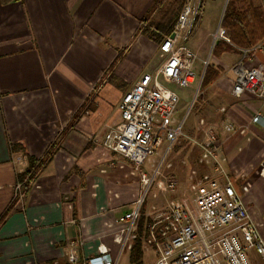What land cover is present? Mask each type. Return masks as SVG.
I'll use <instances>...</instances> for the list:
<instances>
[{
  "label": "crops",
  "instance_id": "0c3cea01",
  "mask_svg": "<svg viewBox=\"0 0 264 264\" xmlns=\"http://www.w3.org/2000/svg\"><path fill=\"white\" fill-rule=\"evenodd\" d=\"M205 1L186 42L197 55L195 71L210 48L209 65L218 71L205 86L206 103L214 105L217 117L215 126L206 123V128L219 137L236 189L242 193V185L250 184L243 198L264 233V124L252 121L256 113L264 117V100L249 92L232 94L240 49L215 48L220 40L210 41L216 31L198 40ZM164 4L166 0H0V264H72L69 254L83 264L104 250L118 256V218L132 210L143 187L140 175L132 173L133 164L104 148L102 139L120 122L125 93L164 63L160 44L168 35L154 27L166 19ZM227 4L225 0L221 26ZM259 4L264 10V0ZM254 47V61L264 64V39L244 49ZM227 121L239 130L225 131ZM197 130L204 137V129ZM33 160L42 164L30 180L26 173ZM193 167H199L198 158ZM178 179V189L162 193L167 200L152 210L187 196V178L185 197L177 196L182 188ZM142 214L139 228L144 218L149 220L142 237L145 255L154 248L147 244L151 215L143 208ZM130 250L123 253L126 264ZM252 257L261 264L258 256Z\"/></svg>",
  "mask_w": 264,
  "mask_h": 264
},
{
  "label": "built area",
  "instance_id": "2783aa9c",
  "mask_svg": "<svg viewBox=\"0 0 264 264\" xmlns=\"http://www.w3.org/2000/svg\"><path fill=\"white\" fill-rule=\"evenodd\" d=\"M204 1L186 2L172 31L174 36L168 35L160 44L163 65L153 73H145L125 93L119 105L120 122L102 139L104 148L133 164L132 173L156 155L166 139L170 144L164 160L173 142L182 134L181 125L174 126L179 96L162 79L181 86L195 82L197 55L186 38L202 12ZM212 38L213 42L229 41L221 24ZM256 48L241 49L242 57L234 66L236 79L232 94L239 97L249 92L264 100V64L254 61L252 54ZM252 121L264 124V117L256 113ZM199 128L204 129V137L192 139L199 151V167L191 168L188 173L187 196L183 200L169 199L163 208H155L150 213L147 244L156 251L155 264H256L252 253L264 264V233L252 219L249 205L243 198V194L250 191V184L242 185L243 194L236 189L226 172V157L221 154L217 133L206 128L204 118L200 119ZM224 129L227 132L239 130L231 121L224 124ZM162 165L163 161L154 167L152 175L141 171L144 193L131 211L118 218L121 225L116 234L120 243L118 256L113 258L104 250L83 264H120L124 251L131 249L138 237L147 191L153 185L163 193L178 189V177L165 175ZM22 187V183L16 186L20 195ZM77 261L74 254H69L70 263Z\"/></svg>",
  "mask_w": 264,
  "mask_h": 264
},
{
  "label": "rangeland",
  "instance_id": "374dc122",
  "mask_svg": "<svg viewBox=\"0 0 264 264\" xmlns=\"http://www.w3.org/2000/svg\"><path fill=\"white\" fill-rule=\"evenodd\" d=\"M259 3L261 0H257ZM225 0H206L203 11V19L197 38L199 41L203 40L204 35L216 31L220 25L221 15L223 12ZM203 42V41H202ZM213 43V38L210 44ZM212 50L210 48L209 56L206 61L201 65L197 64L196 71L198 76L195 79V83L181 86L177 83H168L162 79V82L175 90L179 96V103L174 118L176 123L174 126L181 125L182 134L173 142L171 148L167 152L164 160V155L170 144L168 140H164L163 144L158 150L156 155L151 156L145 161L137 173L140 175L141 171L146 172L148 175H152L154 167H157L161 161H163L162 172L166 174L175 173L182 181V188H180L177 196L179 198L185 197V187L187 173L190 167L196 165L199 151L192 139L201 138L199 131V120L204 118L207 123V127L213 128L216 124L217 117L214 112V105L206 103L208 99V91L203 86L204 76L202 77L203 68L206 66L207 60L209 65L212 57ZM210 58V59H209ZM202 135V133H201ZM171 164L170 167L167 165ZM134 168V166H133ZM144 190L142 191V194ZM163 192L157 189L153 185L145 194L143 209L146 213L152 212V206H159L167 197L164 198ZM187 193V191H186ZM156 194V196H155ZM170 194V193H169ZM169 196V195H168ZM170 196L168 197V199ZM147 219V218H146ZM121 264H126L127 255L123 254ZM157 258V254L154 249L147 250L144 255V264H154Z\"/></svg>",
  "mask_w": 264,
  "mask_h": 264
},
{
  "label": "trees",
  "instance_id": "16d2710c",
  "mask_svg": "<svg viewBox=\"0 0 264 264\" xmlns=\"http://www.w3.org/2000/svg\"><path fill=\"white\" fill-rule=\"evenodd\" d=\"M187 0H166V4L161 9V13L166 19L157 22L154 27L156 33L163 31L165 35H170L174 29L176 21L186 4ZM222 27L226 29L229 42L220 39L215 48L224 45L228 49L250 48L264 39V10L257 0H228L226 10L222 19ZM218 75V71L208 65L203 80L206 86ZM43 161V159H42ZM42 161L33 160L32 165L26 174H30L29 179L33 180L36 171L41 166ZM28 179V180H29ZM27 186V184H26ZM148 219H143L139 228V236L134 240L130 250L129 264H143V235L147 228Z\"/></svg>",
  "mask_w": 264,
  "mask_h": 264
},
{
  "label": "water",
  "instance_id": "95a60500",
  "mask_svg": "<svg viewBox=\"0 0 264 264\" xmlns=\"http://www.w3.org/2000/svg\"><path fill=\"white\" fill-rule=\"evenodd\" d=\"M171 36H174V33H172Z\"/></svg>",
  "mask_w": 264,
  "mask_h": 264
}]
</instances>
